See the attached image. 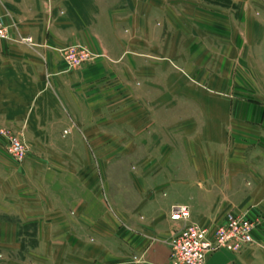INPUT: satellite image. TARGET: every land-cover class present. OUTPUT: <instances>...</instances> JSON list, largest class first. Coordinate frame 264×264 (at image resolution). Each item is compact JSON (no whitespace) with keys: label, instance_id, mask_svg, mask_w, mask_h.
<instances>
[{"label":"crops","instance_id":"0c3cea01","mask_svg":"<svg viewBox=\"0 0 264 264\" xmlns=\"http://www.w3.org/2000/svg\"><path fill=\"white\" fill-rule=\"evenodd\" d=\"M185 1L199 5L197 0H0V21L12 38L0 39V125L24 134L32 149L65 150L62 157H35V163L63 160L73 169L53 174L56 180L40 176L31 210L16 211L14 222L0 223L6 229L33 224L36 245L45 246L37 248L33 264H168L167 241L180 226L168 218L175 203L185 204L189 220L209 234L228 212L257 218L251 244L237 252L217 249L204 264H264V30L253 35L224 31L229 44L224 32L214 30L188 27L184 30L190 35H183L179 21L187 13ZM190 10L215 15L205 6ZM27 36L32 44L13 40ZM158 36L157 49L152 43ZM249 37L261 38L256 87L247 89L214 73L203 81L209 92L191 99L198 106L207 102L199 109L200 124L171 127L165 110L163 116L156 110L145 115L135 108L131 83L136 75L156 64L168 65L137 64L117 59L120 54H172L182 51L178 46L197 47L211 54L208 67L225 69L231 64L223 55L231 57ZM71 43L85 44L111 60L69 69L58 49ZM205 61L201 56L193 66L204 67ZM238 66L246 64L239 61ZM161 84L167 87L166 76ZM169 97L163 92L157 100L166 106ZM88 147L122 152L116 164L129 160L134 166L127 188L107 196L112 215L92 183L96 177L88 175ZM101 160L97 163L104 164ZM56 182H65L62 197L52 194ZM22 203L27 202L17 205L25 207ZM14 234L11 241H16ZM1 261L24 264L18 253L4 254Z\"/></svg>","mask_w":264,"mask_h":264},{"label":"rangeland","instance_id":"374dc122","mask_svg":"<svg viewBox=\"0 0 264 264\" xmlns=\"http://www.w3.org/2000/svg\"><path fill=\"white\" fill-rule=\"evenodd\" d=\"M196 3L199 5L190 4L188 1H185L182 5L187 12L182 18L184 21H179V25L183 26V30H180L183 35H190L189 31L186 30L188 27L195 30H214L218 33L222 32V34L224 31L232 32L230 35L241 30H248V32H250L249 35H253L254 31L264 30V0H197ZM198 6L215 9V15L214 13H210L207 16H203L198 11L190 10V8H198ZM172 22L173 21H171V24H173ZM158 23L159 21L153 20L154 26L157 25L156 27H158ZM184 28H186V31ZM170 32V30L167 32V41L171 38ZM225 32V40H227L228 43L231 37ZM154 39L153 41H157V44L153 42L152 45L154 48L158 49L159 36ZM161 39H163V37ZM248 39V42H242L243 46L236 50L234 54H231V57L229 54L223 55V59L229 60L228 62L231 64L230 68L225 69L208 67L207 65L211 54L200 53L197 51V47L190 48L187 46H178L182 50L180 53L174 52L169 54L159 53V51L150 53L132 52L120 54L117 59L126 61L133 59L137 64L143 60H151L153 64L160 63L161 61L166 62L168 65L166 69L160 68V66L156 64L153 65L151 69L146 70L144 74L138 73L136 75L135 80L131 83L135 89V108L143 111L145 115L150 112L153 113L156 110L159 111L157 115L163 116V111L165 110L167 120L171 127H175L176 125L191 127L192 125L194 126L195 124L201 123L203 118L199 109L204 107L202 106L204 103H207L201 101L198 106V102L191 100L192 96L209 92L204 82L214 73L216 78L223 79V77L226 76L229 80L242 83L244 88L252 90L256 87V83L259 81L256 75L258 71L257 66L259 65L258 62H256V51L258 49L257 40L261 38L249 37ZM86 48L89 52V56L78 66L69 69L80 68L84 64L100 59L111 60V58L107 57L105 54L96 53L87 46ZM245 50L246 52H244ZM201 56H205L206 58V61L203 62L204 67H194L193 65H197V61L201 59ZM215 56V60L218 61L219 56L217 53ZM244 56L247 57L245 58ZM239 61H242L246 66L239 68ZM182 64L183 67L176 66ZM137 71L139 72L140 70L137 69ZM165 76L168 79L167 87L161 84V78ZM149 79L151 80L148 81ZM144 81L147 83L145 84ZM163 92H167L172 96L169 97L166 106H164L165 104L161 105V102L159 103V100H157L159 94ZM120 93L119 95L122 96L123 92L121 91ZM160 111H162V113ZM62 134L63 133L59 134V136ZM15 140L20 142V149H14ZM64 152L65 150L63 148L56 150L32 149L24 134L15 131L11 127L0 125V223H5V221L14 222L16 220L14 212L16 211L28 213V211L31 210L29 202L32 196L34 197L38 194V189H40V176L43 175V178L47 179L50 175L51 179L56 180V177H52L53 174L59 176L63 175V173L72 172L73 169L63 160H61V162H46L45 164L42 162L35 163V161H33L35 157L45 158L48 154L52 156L54 154H59L60 157H62L64 156ZM87 152L89 159L87 166L88 175L89 177L92 175L96 177L92 183H94L96 192H98V195L102 199V204L109 210V214L112 215L110 211L111 202L107 196H116L121 189L127 188V185L130 183V180H127L129 178L127 176L128 173L133 171L134 166L129 160L126 163L116 164L117 162L115 159L119 156H123V153H118L117 150H102L88 147ZM109 158L115 161V164L111 162L105 163ZM100 159H103L100 163L104 164L97 163ZM45 183L48 184V182ZM56 184L58 185H56L57 190L55 186H51V190L53 192L56 191L52 194H55L56 197H62L65 192V182H61V185L57 182ZM21 201L27 202L26 204L22 203L25 207L22 206L21 208L19 204L17 205V202ZM68 213L70 212L68 211ZM255 220H257V218ZM12 233H15L14 235L16 237V241L12 240L13 242L11 241ZM36 234L37 229L33 227L32 223H27L17 229H6L1 227L0 264H4L1 261L4 254L12 256L16 253H18V256L20 254V257L24 260V264H33V256H35V253H38L37 248L45 247L36 245ZM7 244L11 246L10 249L5 248ZM12 244H14L13 247ZM42 252L43 251H39V253Z\"/></svg>","mask_w":264,"mask_h":264},{"label":"built area","instance_id":"2783aa9c","mask_svg":"<svg viewBox=\"0 0 264 264\" xmlns=\"http://www.w3.org/2000/svg\"><path fill=\"white\" fill-rule=\"evenodd\" d=\"M0 39H12L8 27L1 21ZM13 40L32 44L28 36ZM58 51L68 68L78 66L89 56L86 46L79 43L65 45ZM19 144V141H14L15 150L20 149ZM168 218L180 223L167 241L168 264H204L205 257L220 248L237 252L252 243L251 231L257 223L255 219L228 212L223 222L216 225L209 234L208 229L189 220L187 206L179 203L169 206Z\"/></svg>","mask_w":264,"mask_h":264}]
</instances>
